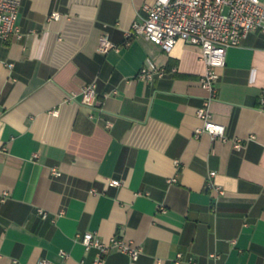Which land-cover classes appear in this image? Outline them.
I'll return each instance as SVG.
<instances>
[{
  "label": "crops",
  "instance_id": "crops-1",
  "mask_svg": "<svg viewBox=\"0 0 264 264\" xmlns=\"http://www.w3.org/2000/svg\"><path fill=\"white\" fill-rule=\"evenodd\" d=\"M155 1L20 0V34L0 37V264H92L87 231L143 247L105 264H264V33L219 69L211 109L226 138L197 136L201 48L128 42ZM103 35L120 49L101 52ZM147 63L166 74L140 78Z\"/></svg>",
  "mask_w": 264,
  "mask_h": 264
},
{
  "label": "built area",
  "instance_id": "built-area-1",
  "mask_svg": "<svg viewBox=\"0 0 264 264\" xmlns=\"http://www.w3.org/2000/svg\"><path fill=\"white\" fill-rule=\"evenodd\" d=\"M19 6L20 0H0V37L7 39L14 33L20 34L17 25ZM145 9L147 15H140L128 31V42L133 37H144L167 52L172 51L181 40L199 46L207 67L201 82L209 95L197 111L204 125L196 130V135L208 132L214 139H225L226 126L213 119L211 109V102L218 92L219 69L226 65L229 48L240 45L252 32L264 33V0H156L147 4ZM60 17L59 12L52 14V18ZM112 49H120V46L107 35H103L100 39V51L108 53ZM165 74L164 68L147 63L140 70L139 77L153 82ZM97 94V83L92 82L83 87L82 100L85 104L94 105ZM262 100L264 103V96ZM236 147H243L240 139L236 141ZM54 172L61 174L56 168ZM214 175L216 171L210 174L211 177ZM111 184L120 186L123 182L120 179H112ZM41 212L45 217L48 216L47 211L41 209ZM78 238L88 250L97 249L98 254L92 264H105V256L111 249H119L129 254L134 261L138 260L143 252V247L119 237L105 242L94 232L87 231L79 234ZM61 253L64 257L69 256L66 251ZM212 256L220 257L217 253H212ZM182 259L183 254L179 253L177 264H180ZM38 264L56 263L44 258ZM189 264L198 263L190 259Z\"/></svg>",
  "mask_w": 264,
  "mask_h": 264
}]
</instances>
